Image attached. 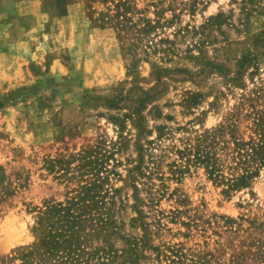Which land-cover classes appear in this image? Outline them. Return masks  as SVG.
I'll return each mask as SVG.
<instances>
[{
    "label": "rangeland",
    "instance_id": "1",
    "mask_svg": "<svg viewBox=\"0 0 264 264\" xmlns=\"http://www.w3.org/2000/svg\"><path fill=\"white\" fill-rule=\"evenodd\" d=\"M0 48L13 67L23 50L29 71L18 66L14 85L0 72V264H24L39 212L65 197L50 161L76 164L91 148L116 170L105 184L118 225L108 263L264 264V166L230 191L202 165L170 178L167 156L164 179L132 171L141 154L150 174V154L221 125L257 137L264 0H0ZM143 90L154 99L136 111ZM115 96L118 107L106 105Z\"/></svg>",
    "mask_w": 264,
    "mask_h": 264
},
{
    "label": "trees",
    "instance_id": "2",
    "mask_svg": "<svg viewBox=\"0 0 264 264\" xmlns=\"http://www.w3.org/2000/svg\"><path fill=\"white\" fill-rule=\"evenodd\" d=\"M249 55L246 53L240 59V66L250 60ZM159 70V76L169 71L166 68ZM143 92L145 96L137 99L140 105L136 111L154 99L150 91ZM120 100L121 97L115 96L104 102L109 107H118ZM142 119L140 115L138 120L141 122ZM255 124L256 138L241 140L237 138L233 125H221L205 130L194 141L174 145L164 156L158 158L150 154V167L154 169L150 174L144 171L149 165L141 154L132 171L139 170L146 178L155 174L164 179V172L160 169L167 156L169 161L166 165L172 179H179L185 172L202 165L210 177L226 184V191L248 187L264 166V116L258 117ZM227 133L230 138L226 137ZM108 158V154L99 148H91L79 153L76 164L63 158L50 161L49 168L58 171V177L65 184V197L48 202L39 212L33 226L34 242L19 251L24 264H88L94 258H97L95 264H110L108 260L117 253L109 240L117 232L118 225L111 207L114 198L105 188L111 173L116 174V170L109 166ZM163 186L166 185L163 183ZM134 188L139 190L136 184ZM137 199L141 200L138 195ZM99 237L106 245L89 249L88 241ZM260 256L263 258L264 253Z\"/></svg>",
    "mask_w": 264,
    "mask_h": 264
},
{
    "label": "crops",
    "instance_id": "3",
    "mask_svg": "<svg viewBox=\"0 0 264 264\" xmlns=\"http://www.w3.org/2000/svg\"><path fill=\"white\" fill-rule=\"evenodd\" d=\"M1 49V51L4 49V48H0ZM23 52V50H21V51H19V53L18 54H15V53H11L12 55H13V57H16L17 59V62L18 63H20V66H19V64H17V66H12V65H8V64H1L0 63V72H2V73H5L7 70H9L10 72H8L7 73V77H6V80L7 81H9L10 83H12L13 85L14 84H17V83H19L20 82V78H22V77H19L20 75H19V67L21 68V69H24L23 71H22V74H28L29 75V71H28V69L25 67V62L26 61H22V56H21V54L20 53H22ZM19 66V67H18ZM27 76V75H26ZM23 79H25V77L23 78ZM22 79V80H23ZM6 81H4V83H5Z\"/></svg>",
    "mask_w": 264,
    "mask_h": 264
}]
</instances>
